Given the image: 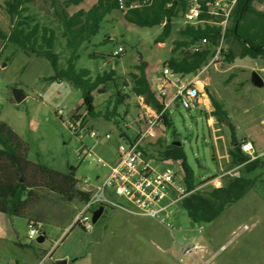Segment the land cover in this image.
<instances>
[{
	"label": "rangeland",
	"instance_id": "obj_1",
	"mask_svg": "<svg viewBox=\"0 0 264 264\" xmlns=\"http://www.w3.org/2000/svg\"><path fill=\"white\" fill-rule=\"evenodd\" d=\"M5 1L0 0V4ZM62 1L34 0L28 14L34 17L32 24L39 22L55 30L59 67L65 68L71 50L66 47L62 24L55 13V7H60ZM96 2L86 0L67 9V14L79 8L86 11ZM254 5L264 10V0H257ZM0 22L6 24L3 12ZM184 25L181 16L173 19L171 35L165 43L156 44L163 25L137 26L125 20L124 12L119 10L106 17L97 34L80 47L76 63V68L89 69L93 78L106 70L116 71V83L125 100L113 109L117 89L112 82L106 85L104 94L94 92L96 111L102 113L99 118L87 114L81 91L72 83L49 79L54 75L49 61L28 56L17 45L0 39V121L10 126L26 145L29 161L61 174L74 168L78 181L88 179L94 187L97 177L117 162L118 145L123 142L120 134L132 138L140 129L136 119L144 115L146 104L143 97L132 92L131 73L136 70L135 65L141 58L154 64L149 75L157 91L163 83L165 63L172 56L180 58L184 51L182 48L174 51L175 41L182 39L178 30ZM119 47L124 52L118 57L114 53ZM232 47L235 56L232 63L224 55H216L196 74L202 93L207 95L206 105L186 109L178 102L170 104L172 125H160L157 138L146 143L148 158L156 171L167 167L181 170L179 160L166 159L164 155L175 141L185 153L196 184L219 175L221 169L232 168L230 123L239 141L252 142L258 154L264 151V86L258 88L251 82L253 71L264 78V59L241 58V46L233 42ZM190 78L191 75H167L172 83L166 87V102L175 94L174 82H186ZM15 89H21L26 96L19 103L14 100ZM210 96L222 104L229 122H220L213 116ZM74 115L77 131L68 123L74 122ZM92 131L99 138L92 136ZM108 134L110 137L106 138ZM85 150H90L92 155L85 156ZM259 157L264 161V154ZM97 159L108 166L97 164ZM250 178L254 182L247 195L213 222L194 227L182 206L173 209L165 224L150 216H133L108 206L97 223L91 220L93 228L84 231L75 221L83 206L69 204L59 214L57 201H45L43 204L52 206L42 205L39 213L47 222L41 233L34 236L27 218L0 214V264H38L44 257L42 264L61 260H68L69 264H264V168L258 167ZM202 189L209 190L211 185ZM113 198L125 204L123 198L115 195ZM42 232L46 239L40 243L37 238ZM181 242H195L202 249L192 257L182 255Z\"/></svg>",
	"mask_w": 264,
	"mask_h": 264
},
{
	"label": "trees",
	"instance_id": "obj_2",
	"mask_svg": "<svg viewBox=\"0 0 264 264\" xmlns=\"http://www.w3.org/2000/svg\"><path fill=\"white\" fill-rule=\"evenodd\" d=\"M33 1L6 0L4 4H0V13L3 12L6 20L4 26L0 22V39L17 45L28 56L35 55L49 61L54 70V75L49 79L66 80L77 87L82 94V106L86 108L89 116L95 118L102 116V113L96 111L94 92L104 94L106 85L112 82L117 89L113 109L122 104L125 97L116 83L118 77L114 69L98 73L93 78L89 69L76 68L80 47L97 34L101 24L113 10L123 11L125 20L140 27L163 25L160 36L155 40L156 44H163L171 35L173 19H178L179 16L183 19V14L191 3L190 0H97L88 10L79 8L68 15L67 9L84 4L86 0H63L60 7H55V13L62 24L66 47L71 50V55L65 68H60L56 32L39 22L32 24L35 22L34 17L29 15L28 11ZM256 1L236 0L228 23L224 26L222 15L211 14L206 1L201 0L203 11L199 21L196 24H185L178 30L182 39L175 41L174 51L182 48L184 51L181 57L172 56L164 68L170 69L173 74L192 76L207 66L216 55L222 54L228 63H232L235 60L233 42L241 46V58L264 59V10L255 7ZM152 65L154 64L142 58L140 63L135 65L136 70L131 73L134 82L132 92L136 97H143L146 105L161 111L164 108V97L157 95L150 80L149 70ZM210 100L214 108L213 116L220 122H225V118H228L227 111L213 96H210ZM76 118L75 115L72 117L75 125L78 123ZM171 120L167 110L163 120L164 126H171ZM228 127L231 129V164L233 167L244 163L242 176L224 181L220 188L211 186L209 190L192 192L176 205L186 210L195 226L213 222L228 207L247 195L254 182L250 178L251 174L258 167L264 168L261 157L247 162L249 157L240 149L242 140L239 141L231 123ZM124 137H128L127 134L121 133L120 138ZM27 153L28 148L18 134L5 122L0 121V212L10 218H27L30 227L41 233L43 224L47 222L45 216L39 213L44 207L42 205H45L43 202L57 201L61 205L56 203L60 208L57 211L61 214L64 206L69 204L83 206L89 200V194L80 192L78 180L75 178L76 169L72 168L70 173L61 174L41 163L29 161ZM164 153L166 159L180 161L187 190L193 191L199 184L195 183V174L185 159L182 147L170 144ZM45 206L50 207L52 204Z\"/></svg>",
	"mask_w": 264,
	"mask_h": 264
},
{
	"label": "built area",
	"instance_id": "obj_3",
	"mask_svg": "<svg viewBox=\"0 0 264 264\" xmlns=\"http://www.w3.org/2000/svg\"><path fill=\"white\" fill-rule=\"evenodd\" d=\"M175 1V0H174ZM210 8V13L222 15L224 26L227 25L230 14L234 9L236 0H205ZM190 7L183 14L185 24H196L199 21L203 5L201 0H190ZM124 52L122 47L117 48L115 55ZM173 73L170 69H163V83L159 86L156 93L159 97H164V108L156 111L151 106L144 105V115L139 116L136 122L140 123V129L132 138H121L123 141L118 145V159L116 164L110 167V170L97 177V185L91 187L88 179L78 181L80 192L89 194V200L77 212L75 221L81 225L85 231L93 228L91 215L93 210H98L101 206L114 207L123 210L133 216H150L159 219L161 223H167L171 218V212L175 206L187 195L201 190L204 186H213L220 188L224 181L233 180L242 176V167L244 163L233 166L229 169H221L219 175L210 177L203 184L198 185L193 191L189 192L185 183V173L182 170L167 167L164 171L158 172L152 167L151 159L148 158L146 143L157 138V131L160 125H164V115L170 104H178L186 109L199 107L204 103L205 94L202 93L201 81L198 75H192V78L186 82L178 80L174 82L175 94L171 101L166 102L167 84L172 83L167 79V75ZM202 86V85H201ZM60 113L62 111H59ZM77 129L74 122H68ZM264 130V124L262 125ZM91 135L98 137L97 132L92 131ZM110 135H106L109 138ZM240 149L250 162L258 158V154L253 143L242 140ZM86 155H92L90 150H85ZM97 164L108 166L101 159H97ZM114 191V192H113ZM113 192V193H112ZM123 198L125 204H119L113 198ZM32 236L38 234L36 229L30 227ZM180 252L182 255L193 256L201 251L202 246L195 242H181ZM46 257L40 263L42 264Z\"/></svg>",
	"mask_w": 264,
	"mask_h": 264
},
{
	"label": "water",
	"instance_id": "obj_4",
	"mask_svg": "<svg viewBox=\"0 0 264 264\" xmlns=\"http://www.w3.org/2000/svg\"><path fill=\"white\" fill-rule=\"evenodd\" d=\"M251 82L253 83V85L255 87H263L264 86V78L257 72V71H253L251 74ZM14 100L16 102H21L23 98H26L25 94L23 93V91L21 89H15L14 90ZM230 120L226 117L225 118V123L229 122ZM172 145L174 146H179L180 143L179 142H173ZM105 210L104 206H101L98 210H94L92 213V221L93 223H97V221L100 219L103 211ZM191 225L194 227L195 224L193 222H191ZM37 240L42 243L44 242L45 238L43 235H39ZM54 264H69L68 260H61V261H56Z\"/></svg>",
	"mask_w": 264,
	"mask_h": 264
},
{
	"label": "crops",
	"instance_id": "obj_5",
	"mask_svg": "<svg viewBox=\"0 0 264 264\" xmlns=\"http://www.w3.org/2000/svg\"><path fill=\"white\" fill-rule=\"evenodd\" d=\"M206 96H207V95L205 94L204 99H203V100H204L203 105H206V104H205V103H206ZM259 154H262V155H263V154H264V151H262V152L259 153ZM0 214H4V213L0 212ZM4 216H7V215L4 214ZM7 217H8V216H7ZM43 236H44V234H43ZM45 239H46V238H45Z\"/></svg>",
	"mask_w": 264,
	"mask_h": 264
}]
</instances>
